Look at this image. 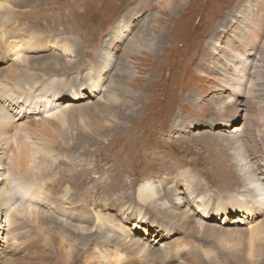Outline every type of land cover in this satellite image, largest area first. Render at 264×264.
Listing matches in <instances>:
<instances>
[{
  "label": "rangeland",
  "instance_id": "374dc122",
  "mask_svg": "<svg viewBox=\"0 0 264 264\" xmlns=\"http://www.w3.org/2000/svg\"><path fill=\"white\" fill-rule=\"evenodd\" d=\"M117 26L122 27L120 41L114 38ZM0 38L3 44L26 43L28 67L41 73L42 79L53 69L48 76L53 78H44L37 85L41 90L54 87L52 80L61 75L59 71H67V77L75 83L96 66L102 68L106 54L107 59L114 60L105 73L104 86L110 93L114 92L113 86L117 89L121 117L126 121L130 117L135 120H128L126 130L99 144L100 150L91 152L92 148L83 154L73 149L68 151L72 175L66 177L76 193L72 196L74 205L66 209L75 211L72 209L88 207L89 210L101 209L111 217L115 215L113 218H119L130 232L126 237L136 239L133 234L139 229L147 233L143 226H136L139 224L137 217L158 221L157 214L167 217L166 210L170 209L167 192L164 196L160 192L161 197L149 207L151 211L139 206L140 189L149 182L162 190V186L170 180H178L182 173L195 175L206 183L210 192H219L218 196L225 195L228 200L231 195L220 193L237 192L236 178L227 179L232 170L240 176L246 174L245 184L252 183L251 186L262 193L264 181L256 182V177H264L263 154L257 159L246 155V161H241L240 153L244 154V149L249 153L252 149L247 134H256L250 128L253 119L264 124V0H0ZM53 40L74 44L75 54L70 59L77 62L76 66L63 67L66 59L59 51L36 50L41 42ZM3 44L0 43V56H5L0 59L2 73L15 70L16 63L21 64ZM124 68L133 74L124 77ZM251 81L254 82L252 95L249 97L247 92L238 91L240 95L237 92L235 100L232 99L237 101V107L228 110L226 117L220 113L237 84L250 88ZM227 121H230L231 130L226 133H210L207 127L212 123L214 127L218 123L222 125L217 127H223ZM199 125L207 128L195 131ZM138 133L141 135L139 141L131 143V138L135 139ZM226 141L236 144L240 151L234 150L235 145L231 148ZM243 141L246 146L241 144ZM128 153H133L132 159ZM250 170L256 177L248 173ZM5 174L3 171L0 175L2 181L6 179ZM215 176H220L221 185L232 188V181L235 188L219 187ZM52 182L46 185L51 186ZM69 186L64 188L69 191ZM62 193L64 191L59 192ZM238 194L248 198L243 190ZM124 200L134 204H123ZM215 200L206 207L215 206ZM161 201H167L169 208L162 206ZM111 205L122 206L121 211H112ZM58 210L68 214L64 209ZM3 217L0 213V243L4 244L6 222L3 223ZM222 217L216 223L227 226ZM232 218L233 215L229 220ZM144 223L148 222L141 219V224ZM27 228L25 232L29 235L26 234L25 241L36 243L34 239L41 235L40 231L35 227ZM48 230L43 231V242H46L49 256L40 260L42 264H85L82 245L74 246L72 250L78 253L71 254L72 250L64 244L58 231L51 229L49 232L54 234H50ZM175 233L180 240L173 243L185 242L184 236ZM119 235L124 237L121 232ZM29 241L26 243L31 248L33 245ZM34 247V251H38L36 244ZM26 251L23 249L19 254L24 255ZM127 255L124 253L125 258L132 259ZM29 261L32 260H26ZM121 262L129 264L130 261Z\"/></svg>",
  "mask_w": 264,
  "mask_h": 264
},
{
  "label": "bare ground",
  "instance_id": "6f19581e",
  "mask_svg": "<svg viewBox=\"0 0 264 264\" xmlns=\"http://www.w3.org/2000/svg\"><path fill=\"white\" fill-rule=\"evenodd\" d=\"M122 33V27L117 26L114 38L118 37L120 41ZM0 43L3 44L1 38ZM26 45L23 41L3 44L17 61L27 67L16 63L15 70L0 72V175L3 171L6 172V179L2 181L0 178V213L4 214L3 223L6 222L2 237L4 244L0 243V264H42L40 260L46 259L48 255L46 242H43L46 232L44 230L48 228L50 231L57 230L59 237L64 244H68L67 248L70 250L74 246L82 245L86 254L85 264H124L121 262L124 259L129 260V264H222L225 261L228 264H264V194H262L264 189L261 193L258 188L251 186L252 183L245 184L248 179L246 174L240 176L232 170H229L227 179L236 178L237 192L220 193L226 194L227 197L231 195L228 200L225 195L218 196L219 192H210L206 183L198 176L183 173L178 180H170L166 186H162V190L150 182L142 186L139 206L144 209L148 207L147 209L151 211L149 207L153 202H157V197L164 196L167 192L169 203L161 201L160 204L162 206L169 204L170 209L166 210L167 217L157 214L158 221L137 217L139 224L136 223V226H143L147 233L139 232L142 231L139 229L133 234L136 239L126 237L128 233V237L130 236V232H127L119 218H113L115 215L111 217L104 214L101 209L89 210L88 207L82 210L72 209L75 211L66 209L74 205L72 196L76 193L75 187L66 177L72 175L71 163L67 160L68 151L73 149L83 154L84 151L93 148L94 150L90 151L95 152L99 149V144L110 141L117 133L119 135L121 130H126L127 121L134 122L135 118L130 117L126 121L121 117L117 89L113 86L114 92L110 93L107 91L108 87L104 86V80L107 81L105 73L113 66L112 57L107 59L106 54L102 68L96 66L86 77H79L75 83L67 77V71H59L61 75L55 76L57 78L52 80L54 87L41 90L37 85H40L44 78H53L48 77L53 69H49L43 79L41 73L33 72L28 67L30 63L25 56ZM73 45L68 41L62 43L53 40L41 42L36 50L48 48L59 51L66 59L63 67L70 69L77 64L70 59L75 54ZM3 57L5 56L1 55L0 59ZM126 68L122 73L128 78V75L133 73ZM240 80L243 81L241 78ZM253 84L251 81L250 88L246 84L248 89L237 84L231 98L219 112L225 116L228 110L237 107V101L233 102L232 99L235 100L238 91H245L250 97ZM118 89L123 91L121 86ZM82 99L87 101L83 102ZM129 105L128 103L124 106V109L126 110ZM219 118L220 116L217 117ZM212 125L207 126L210 133L216 131L226 133L227 130H231L230 121L223 123V127H217L222 125L221 123L216 127ZM262 125L264 124H259L257 118L250 124L252 132L256 134L254 136L252 133L247 134L253 146L251 151L249 149L250 154L248 149L243 150L244 154L240 153L241 161H246V155L256 159L262 156L259 154L264 156ZM202 126L199 125L194 130L207 128ZM140 137V134L135 136V139L132 137L131 143L138 142ZM226 142L231 148L235 145L234 150H239L236 144ZM241 144L244 146V141ZM243 146L240 147L244 148ZM128 155L132 159L133 153ZM261 166L264 170V164ZM248 173L256 177L251 170ZM215 177L219 187H228L220 184V176ZM49 181H53L51 186L46 185ZM258 181H264L263 175L256 177V182ZM231 183L235 186L232 181ZM69 184L71 193L68 188H64ZM234 186L232 188H235ZM241 190L247 193L248 198L238 194ZM61 191L64 193L59 194ZM214 199L217 204L206 207ZM255 199L257 203L254 202ZM126 202L134 204L133 201L127 200H124L123 204ZM111 207L116 213L121 211V207L117 208L115 205ZM58 209H64L69 215ZM156 209H159V212L163 211L161 207ZM231 215L234 218L229 220ZM221 217L224 218L223 222L227 221V226L216 223ZM141 219L148 223L141 224ZM27 227L38 228L41 233L34 239L38 251H34L36 247L31 240L33 245L31 248L26 243L29 239L25 241L26 234L29 235L25 232ZM174 231L184 236L185 242L173 243L180 240ZM120 232L124 237H120ZM176 236L178 238H174ZM23 249H26L27 253L20 255ZM124 250L129 252L132 259L124 257V253L127 255ZM74 251L72 250L71 254ZM138 257L141 260L135 259Z\"/></svg>",
  "mask_w": 264,
  "mask_h": 264
}]
</instances>
